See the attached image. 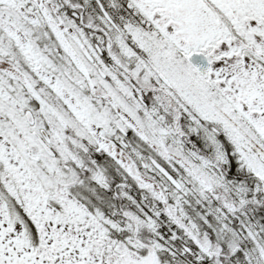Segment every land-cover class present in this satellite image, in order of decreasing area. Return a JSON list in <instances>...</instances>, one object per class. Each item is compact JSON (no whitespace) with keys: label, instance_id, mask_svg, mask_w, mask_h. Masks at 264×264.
<instances>
[{"label":"snow or ice","instance_id":"6c2138e0","mask_svg":"<svg viewBox=\"0 0 264 264\" xmlns=\"http://www.w3.org/2000/svg\"><path fill=\"white\" fill-rule=\"evenodd\" d=\"M0 264H264V0H0Z\"/></svg>","mask_w":264,"mask_h":264}]
</instances>
